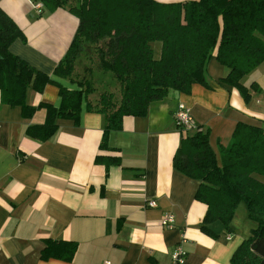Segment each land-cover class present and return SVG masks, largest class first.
<instances>
[{
	"label": "crops",
	"instance_id": "1",
	"mask_svg": "<svg viewBox=\"0 0 264 264\" xmlns=\"http://www.w3.org/2000/svg\"><path fill=\"white\" fill-rule=\"evenodd\" d=\"M37 2L0 0V10L24 38L14 40L8 51L61 87L76 90L52 71L74 35L77 19L65 9L50 12L42 6L37 13ZM227 73L211 55L208 88L194 84L188 94L169 91L151 102L144 116L124 117L119 130L108 132L105 150L99 149L104 117L85 111L82 101L75 120H54L56 130L48 139L25 134L27 127L44 121L39 104L58 108L54 85L39 94L26 89L24 104L36 107L29 118L21 116L18 106L0 103V264H171L176 249L184 253L181 264H229L256 223L243 206L241 219L231 218L229 232L218 221L202 231L205 206L194 200L199 182L172 167L180 140L197 127L208 130L217 164L219 149L228 144L236 123L264 132V64L240 80L248 90L247 102L236 89L218 83ZM180 103L193 122L189 131L173 119ZM98 155L105 156L102 163L94 162ZM252 178L264 184V176ZM148 201L155 207L148 208ZM166 213L173 217L169 229L159 225ZM47 239L75 244L72 259L41 260Z\"/></svg>",
	"mask_w": 264,
	"mask_h": 264
},
{
	"label": "trees",
	"instance_id": "2",
	"mask_svg": "<svg viewBox=\"0 0 264 264\" xmlns=\"http://www.w3.org/2000/svg\"><path fill=\"white\" fill-rule=\"evenodd\" d=\"M38 1L47 11L65 9L77 19L74 35L52 71L76 90L61 87L8 51L14 40L24 38L0 10V103L18 106L21 116L29 118L36 107L24 104L27 88L39 94L54 85L60 98L57 109L38 105L45 110L43 123L25 130L34 140L48 139L57 118L75 120L82 101L85 111L104 117L99 149L105 150L108 132L119 130L124 117L144 116L148 105L169 91L188 94L194 84L208 88L211 55L228 70L218 83L236 89L243 102L249 94L241 78L264 64V0ZM152 42L160 44L157 59ZM219 158L217 164L208 130L197 127L180 140L172 167L199 182L194 200L205 206L202 231L218 221L229 232L235 207L244 205L256 228L234 250L229 264H264V184L252 178L264 175V132L236 123ZM104 159L98 155L94 162ZM75 248L71 242L47 239L40 259L68 262Z\"/></svg>",
	"mask_w": 264,
	"mask_h": 264
},
{
	"label": "built area",
	"instance_id": "3",
	"mask_svg": "<svg viewBox=\"0 0 264 264\" xmlns=\"http://www.w3.org/2000/svg\"><path fill=\"white\" fill-rule=\"evenodd\" d=\"M37 13H40L41 9H42V5L41 3L37 2L34 5ZM173 119L174 122L176 124L177 127H179L180 129L184 130V131H189L191 129H193V122L192 119L190 117V114L187 110V108L183 105V104H178L176 107V110L173 113ZM146 206L148 208H154L155 207V203L154 201H148L146 203ZM173 223V217L171 214L166 213L162 216L159 225L162 228H171V225ZM184 253L179 250L176 249L170 256L171 259V264H181L183 262V258H184ZM103 264H109L108 262H104Z\"/></svg>",
	"mask_w": 264,
	"mask_h": 264
},
{
	"label": "rangeland",
	"instance_id": "4",
	"mask_svg": "<svg viewBox=\"0 0 264 264\" xmlns=\"http://www.w3.org/2000/svg\"><path fill=\"white\" fill-rule=\"evenodd\" d=\"M164 2V1H163ZM34 4V3H33ZM32 4V5H33ZM159 46V47H158ZM158 48L160 49V44H159V42H152L151 44H150V49L152 50V54L155 56V58L157 59L158 58V56H159V54L157 55V51H159L158 50ZM157 56V57H156ZM264 176V175H263ZM238 205H239V207H238ZM236 207H235V209H234V212H233V220H234V218H235V216H236V219H235V221H237V220H240L241 219V214L239 213L238 214V211L240 210V208H243V210H244V205L242 204V203H239ZM244 216V215H243ZM238 223H239V221H238Z\"/></svg>",
	"mask_w": 264,
	"mask_h": 264
},
{
	"label": "water",
	"instance_id": "5",
	"mask_svg": "<svg viewBox=\"0 0 264 264\" xmlns=\"http://www.w3.org/2000/svg\"><path fill=\"white\" fill-rule=\"evenodd\" d=\"M173 94H174V95H177V92H176V91H174V92H173Z\"/></svg>",
	"mask_w": 264,
	"mask_h": 264
}]
</instances>
